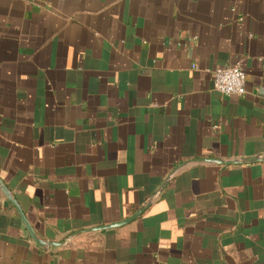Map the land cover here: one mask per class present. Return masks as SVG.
Listing matches in <instances>:
<instances>
[{
	"label": "crops",
	"instance_id": "obj_1",
	"mask_svg": "<svg viewBox=\"0 0 264 264\" xmlns=\"http://www.w3.org/2000/svg\"><path fill=\"white\" fill-rule=\"evenodd\" d=\"M259 156L264 0H0V264H264Z\"/></svg>",
	"mask_w": 264,
	"mask_h": 264
},
{
	"label": "built area",
	"instance_id": "obj_2",
	"mask_svg": "<svg viewBox=\"0 0 264 264\" xmlns=\"http://www.w3.org/2000/svg\"><path fill=\"white\" fill-rule=\"evenodd\" d=\"M213 89L225 96L245 94V74L238 67L216 68L212 72Z\"/></svg>",
	"mask_w": 264,
	"mask_h": 264
},
{
	"label": "water",
	"instance_id": "obj_3",
	"mask_svg": "<svg viewBox=\"0 0 264 264\" xmlns=\"http://www.w3.org/2000/svg\"><path fill=\"white\" fill-rule=\"evenodd\" d=\"M207 161H211V162H213L215 164H218V165L241 164V163H252V162L264 161V156H259V157H254V158H247V159H241V160H233V161H230V162H223V161H220V160H207ZM0 191L5 196V198L11 203V205L15 208V210H16V212H17V214H18L23 226L25 227L26 231L28 232V234L32 238V240L34 242H36L37 244L42 245V243L39 240L36 239L32 228L28 224V222H27L26 218L24 217V214L22 213V211L19 208L18 204L16 203L15 200H13L9 196L8 191L1 184V182H0ZM143 210H144V208L139 209L131 217H129L128 219H126V220H124L122 222H119V223H116V224H113V225H110V226H107V227H100V228H95V229L103 230V229H110V228H115V227H118V226H122V225L127 224L128 222L134 220L137 216H139L142 213Z\"/></svg>",
	"mask_w": 264,
	"mask_h": 264
}]
</instances>
